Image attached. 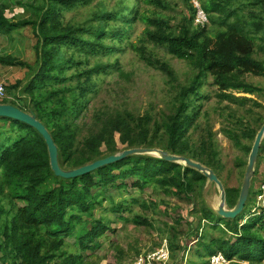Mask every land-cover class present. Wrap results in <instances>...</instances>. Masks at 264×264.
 <instances>
[{
	"label": "trees",
	"instance_id": "1",
	"mask_svg": "<svg viewBox=\"0 0 264 264\" xmlns=\"http://www.w3.org/2000/svg\"><path fill=\"white\" fill-rule=\"evenodd\" d=\"M93 1L26 3L30 19L20 25L34 30L37 65L33 68L19 59L1 56L0 64L29 68V82L19 81L12 87L22 89L29 104L20 106L5 99L0 105L29 113L47 128L64 171L117 155L121 144L124 150L160 149L186 157L212 169L222 179L224 168L216 134L210 126L201 128L200 110L209 98L201 90L211 77L219 91L216 96L221 107H215V111L224 120L221 133L238 149L248 150L244 142L254 143L264 119L255 115L245 121L247 117H240L232 106L252 103L262 107L258 101L235 93L255 95L263 91L246 78H264V60L257 57L258 46L264 50V0H198L208 16L205 26L196 25L197 8L192 0H184L188 15L182 12L172 19L156 12H141L143 6L164 7L162 0H102L87 10L85 20L67 18V14L91 6ZM7 10L0 4V35H9L18 26L6 17ZM139 24L145 29L134 42ZM151 44L191 67L194 74L188 84L180 83L169 63L148 53ZM127 48L162 72L172 87L171 107L160 118L149 112L141 115L130 110L89 109L100 92L94 76L106 70L101 63L92 67L91 58L109 57ZM0 123L4 124L0 126L1 263L90 264L87 252L98 250L102 245L99 240L109 230L105 219L97 220L94 214L107 200L103 196L111 198L114 189L137 188L143 192L151 187L167 196L201 203L194 215L197 229L189 223L184 233L174 226L167 231L173 264H182L188 251L184 241L194 235L201 248L194 258H199L200 264H211L217 254L230 262L264 264V213L251 216L244 224L243 219L219 217L200 199L208 182L201 173L154 156L134 155L84 176L63 179L53 172L48 146L36 129L9 118H0ZM192 130H199L197 142L192 140ZM238 165L244 167L246 161L238 159ZM240 193V189H226L227 205L232 209ZM142 206L147 207V203ZM111 210L133 213L123 205H113ZM123 220L138 227L153 226L140 215ZM204 221L210 230L222 233V238L213 237L208 242L207 233L199 235ZM72 239L74 244L68 242ZM193 263L191 259L188 264Z\"/></svg>",
	"mask_w": 264,
	"mask_h": 264
},
{
	"label": "rangeland",
	"instance_id": "2",
	"mask_svg": "<svg viewBox=\"0 0 264 264\" xmlns=\"http://www.w3.org/2000/svg\"><path fill=\"white\" fill-rule=\"evenodd\" d=\"M28 1L29 0H0V4H5L8 7L6 17L12 20L13 24L18 25L11 34L0 35V56L19 59L35 68L37 65L35 47L37 39L34 30L31 26L20 25L22 21L30 19L31 11L27 8L28 6L26 4ZM101 1L102 0H94L91 6L81 7L76 12L67 14L66 16L68 19L76 17L77 20L83 21L87 17V10ZM162 1L164 7L160 5L143 6L141 12H145L148 15L156 12L162 14L164 18L170 19L175 16L180 17L182 12L188 15L184 0ZM19 3H22V5ZM192 3H194L195 6L196 3L201 6L198 0H192ZM172 24L175 25V22L172 21ZM136 28L137 31L133 39L134 42H136L137 38L142 34L145 26L139 24ZM147 48H149L148 53H154L155 58L169 63L175 69L180 83H189L194 74L191 67L185 62L171 57L162 48L154 47L152 44L148 45ZM257 57L260 60H264V50L260 49V46L257 48ZM97 63L106 66V70L94 76V80L97 82L98 87H100V92L91 103L90 110L94 111L100 109L104 112L130 110L141 115L149 112L156 118H160L164 113H167V108L171 107L172 87L169 85L167 77L162 72L148 66L146 61L143 60L137 52L127 48L109 57H92L90 62L91 66L93 67ZM29 78L30 73L27 67L0 64V100L7 99L16 101L20 106H25V103L26 105L29 104V98L22 94V89L14 90L12 88L19 81L26 83ZM246 80L262 88V93H257L255 95L235 94L238 97L246 96L254 99L258 101L262 107H255L252 103L246 106L233 105L232 107L238 109L240 117H247L245 121L253 119L252 117L255 115H259L264 119V78L248 76ZM201 92L204 97H209L207 100H204V106L200 110L202 115L200 119L201 128L206 130L207 126H210L213 129V133L216 134V141L220 149L219 158L224 168L223 177L220 180L223 182L226 189L236 188L241 190L251 154L249 148H251V146L253 148L254 143L246 140L244 144L248 146V150L238 149L231 140L221 133V124L224 120L219 117L218 112L215 111V107H221L218 104V98L216 96L219 91L217 87L213 86V79L211 77L204 81ZM18 96L21 97V100H18ZM225 104L227 105L228 103L226 102ZM247 110H252L254 113L251 114ZM206 113L208 117L205 116ZM91 118L92 115L89 113L87 121L90 122L89 120H91ZM0 126L4 127V124L0 123ZM194 131L195 130H192V140L193 142H197L199 130H197V132ZM116 138L118 142V136ZM119 148L120 152L117 155L128 151L127 149L124 150L121 144H119ZM261 149H263V151L260 154L256 166V173L252 182L249 200L244 212L238 217V220L243 219L241 221L242 224L247 222L251 216L254 215L256 211L253 210V205L256 207L259 203L258 197L263 193L261 190L264 185V140ZM153 156L157 157L155 155ZM238 159L246 161V166L243 167L238 165ZM109 197L111 198L103 196V198L107 200L103 203V207H98L94 212L97 220L102 218L105 219V223L107 222L109 225V230L106 231L105 236L99 240V242L102 243L101 247L94 252H87V255H90V264H134L140 257H147L149 254L158 252L163 247L165 241L169 243L167 231L170 226H174L179 233L186 232L189 229V223L193 225L194 229H197L199 226L198 218L194 215H197L195 209H200L201 207L200 202L193 203L184 197L180 199L176 196H167L161 192H155L151 187L143 192L137 188H131L125 191L114 189ZM200 199L204 201L207 207H211L216 212L220 204V194L217 185L207 182ZM110 200H114V203ZM135 200L139 202H134ZM144 202L147 203V207L145 208L142 206ZM113 205H123V209H132L133 213L131 214L130 211L122 213L113 212L111 210ZM227 209H231V207L227 205ZM134 215L146 217L153 226L138 227L134 223L123 220L124 218H133ZM206 225L204 221L199 235H205L207 233L208 242L211 241L213 237L222 238V233L212 231ZM196 237L197 236L194 235L184 241L188 251L184 255L182 264H188L191 259L194 262L193 264L200 262L199 258H194L195 251L201 249L196 244ZM68 242L74 244L75 240L72 239ZM137 252L139 253L137 254ZM170 255L171 259L169 264H173L174 261H172L171 249ZM218 255L220 254L215 256ZM1 256L0 254V257ZM213 257L210 263L213 261ZM222 264L248 263L230 262L225 259Z\"/></svg>",
	"mask_w": 264,
	"mask_h": 264
},
{
	"label": "water",
	"instance_id": "3",
	"mask_svg": "<svg viewBox=\"0 0 264 264\" xmlns=\"http://www.w3.org/2000/svg\"><path fill=\"white\" fill-rule=\"evenodd\" d=\"M0 118H9L16 121H20L36 129L42 135L48 146L50 159H51V167L53 172L57 177L63 179H74L84 176L102 167L112 165L114 163H117L134 155H148V156L155 155L164 161L179 164L189 169L195 170L201 173L203 176H205L208 179L209 183H213L217 185L220 194V204L216 210V214L219 217L227 220H235L245 210V207L249 200V196L252 188V182L256 173V166L259 160V155L264 140V125H263L256 136L250 154L249 163L246 170L238 203L233 209H227V194L223 182L219 179L217 174L212 169L202 165L201 163H198L186 157L172 155L160 149H131L122 154L110 156L108 158L96 161L92 164L76 169L74 171H64L59 163V153H58L57 145L55 144L47 128L39 120H37L31 114L23 112L20 109L9 105L8 106L0 105ZM0 264L2 263L0 262Z\"/></svg>",
	"mask_w": 264,
	"mask_h": 264
},
{
	"label": "built area",
	"instance_id": "4",
	"mask_svg": "<svg viewBox=\"0 0 264 264\" xmlns=\"http://www.w3.org/2000/svg\"><path fill=\"white\" fill-rule=\"evenodd\" d=\"M197 8V16H196V25H202L205 26L209 23L207 14L203 11L201 6L196 3ZM261 192L262 194L259 195L258 200L259 203L256 205V207L253 206V210L256 211L254 215H260L264 213V185L262 187ZM252 210V212H253ZM171 259L170 255V247L168 241H165L163 244V247L156 253L149 254L147 257H140L137 259L134 264H169ZM225 258L222 254L218 256L213 257V261L211 263L213 264H222L224 262Z\"/></svg>",
	"mask_w": 264,
	"mask_h": 264
},
{
	"label": "flooded vegetation",
	"instance_id": "5",
	"mask_svg": "<svg viewBox=\"0 0 264 264\" xmlns=\"http://www.w3.org/2000/svg\"><path fill=\"white\" fill-rule=\"evenodd\" d=\"M238 203V202H237ZM232 209V208H231Z\"/></svg>",
	"mask_w": 264,
	"mask_h": 264
}]
</instances>
